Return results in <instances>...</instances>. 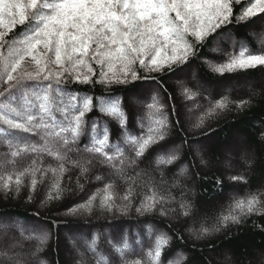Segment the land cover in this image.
Segmentation results:
<instances>
[{
  "label": "snow or ice",
  "instance_id": "6c2138e0",
  "mask_svg": "<svg viewBox=\"0 0 264 264\" xmlns=\"http://www.w3.org/2000/svg\"><path fill=\"white\" fill-rule=\"evenodd\" d=\"M232 3L233 0H0V81L12 84L6 93H0V145L7 148L0 157V191L8 195L19 192L24 186L34 191L44 178H49L52 183L48 199H56L68 163L79 168L81 174H87L88 166L96 160L125 179L127 187L122 194L117 193L113 182L109 181L84 205L77 207L90 209L99 197V206L108 211H112L119 200L124 201L123 211L126 212L133 199L135 181L125 176V169L134 167L152 144L165 139L167 118L161 112L149 126L146 136H132L125 129L124 141L131 145L134 153L128 157L119 144H110L105 123L85 120L86 114L98 107L100 113L117 120L124 128L126 117L121 100L101 98L96 104L93 97L76 94L65 100L60 84L65 80L99 83L106 87L127 84L142 79L137 66L148 72H162L172 65L184 63L195 54V44L231 22ZM258 13H264V0H249L237 19ZM17 25L24 26L23 33L9 36ZM246 52L247 49L242 47L238 56L214 66V70L223 74L264 66V54ZM29 58L34 70L23 71ZM94 76L97 79L93 80ZM184 92L191 97L190 90ZM162 107L155 98L148 105L149 109L158 112ZM225 107L226 103L221 100L206 115ZM57 112L60 119H57ZM29 135L39 136V142L31 141ZM83 135L90 137L84 148L88 158L83 163L70 161L68 153ZM45 156L55 163L45 164ZM177 158L174 152L160 155L156 164L158 167L170 164ZM21 161L26 164L21 166ZM96 179L102 178L97 176ZM167 199L155 187H150L135 210L138 213L156 211L157 205ZM258 205L264 207V193L237 200L232 211L222 217V222H235L238 220V215L233 214L235 210L238 209L240 214L252 213L258 210ZM190 207L181 201L183 215L189 214ZM160 211L164 214L162 207ZM11 226L3 224L0 228L7 230ZM15 227L24 240L35 239L39 245L48 240V233L42 230L25 229L19 223H15ZM201 231L207 233L209 230L202 228ZM98 243L99 237L85 241L95 264H160L168 238L163 234L156 236L153 246L145 252V258L133 259L129 256L134 254V249L126 236L107 238L104 241L109 247L107 251L101 250ZM22 249L23 244L13 239V243L0 248V264H29L26 256H35L40 250L39 246L30 253ZM80 255L83 257L85 253ZM78 264L85 262L81 259ZM172 264H181V261L178 259Z\"/></svg>",
  "mask_w": 264,
  "mask_h": 264
},
{
  "label": "trees",
  "instance_id": "16d2710c",
  "mask_svg": "<svg viewBox=\"0 0 264 264\" xmlns=\"http://www.w3.org/2000/svg\"><path fill=\"white\" fill-rule=\"evenodd\" d=\"M248 4L249 0H240L239 3L233 0L231 22L222 25L204 41L195 44V54L189 56L184 63L172 65L162 72H148L137 66L142 79L130 81L127 84H112L106 87L99 83L81 84L72 80H65L60 84L59 87L64 90L62 96L65 100L71 94L80 97L91 96L96 104L101 98L121 100V107L126 117L124 128L117 120L100 113L98 107H94L87 113L85 120L89 122L99 120L105 123L110 144H119L128 157L134 156V153L131 145L124 141L125 129L127 134L137 137L146 136L148 131L144 130L142 124H138L139 120L136 121L134 118L137 111H128L127 102L135 96H140L144 89H150L154 84H157L160 89L157 93L161 92L166 98V104L155 99L156 103L163 107L159 112L156 109L154 111L157 112V116L163 110L166 111L168 129L164 140L152 144L144 156L137 160L134 167L125 169V176L132 177L135 181L133 199L126 212L123 211L124 201L119 200L114 209L108 211L99 206V197L90 209L77 207L84 205L93 193L109 181L113 182L117 193L122 194L127 187L125 179H115L120 176L115 175L112 169L101 165L96 160L88 166L87 174H81L79 168L68 163V170L61 178V191L56 199H48L52 183L49 178H44L34 191L27 186L22 187L17 193L8 195L0 191V218L7 215L15 216L21 223L30 221L39 224V221H42L50 227L53 243L48 244L49 250L45 256L41 257V251L36 252L35 256L39 260L32 261L33 263L30 264H74L80 259L72 255L67 243L64 239L62 240V231L69 236H78L85 241H91L93 237H99L100 231L109 230L110 232L115 227H124V231L126 230L124 234L134 249V254L129 256L130 259L145 258V252L155 243L157 231L162 230V234L168 238V243L162 249L160 264H172L174 261L171 258L178 250L188 254L184 260H180L181 264H264V207L258 205V210L247 214H240L237 209L233 212L238 215L237 221L222 222V217L232 211L237 200L264 193V66L257 65L253 68L225 71L223 74L214 70V66L227 63L241 51L237 44L231 50L228 49L227 43H224V46L219 45L218 42L221 43L224 36H228L230 32L234 34L232 36L236 41L243 39L250 44L246 54H264V44L256 43L252 35L248 33L256 22L263 19L264 13L246 19H237L241 15L242 8ZM24 30V26L17 25L9 36H18ZM191 39L189 37V40ZM203 60L211 62L210 65H205ZM190 67L197 68L201 77L215 87L229 82L258 84L252 91L242 93L237 89L224 92L217 89L210 98H207L208 100L201 96L198 93L200 91L192 84H188L187 89L191 93L189 98L175 83H172L171 78L187 73ZM92 79L95 80L97 77L94 76ZM6 84L0 81V92L6 93L12 87V84L5 86ZM150 94L144 103L145 109H149L148 105L153 103L152 96H156L154 93ZM195 98L198 99V103H193ZM221 100L226 103V107L206 115L209 109L214 108L215 104ZM242 101L245 103L241 104ZM187 109L200 114L198 119L197 117L191 119L190 124L184 118ZM56 116L57 119L61 118L58 112ZM171 125L172 129L169 131ZM21 135L28 134L21 133ZM28 138L39 142V136L29 135ZM176 140L186 145L185 150L181 157L176 153L178 158L170 164H165L166 178L160 175H155L152 179L146 178L140 172V168L148 167L150 171H153L151 163L154 157L164 153L175 144ZM89 142L88 135L81 136L78 143L72 146L78 151L70 153V161L79 160L72 155L73 153L88 157L89 154L84 152V148ZM194 143L204 144L207 147L204 153L205 164L197 163L191 149ZM0 147L3 148L4 154L7 151L6 146L0 145ZM243 150L251 151L254 158L253 165L248 169L240 162L242 158H239L238 173L233 175L221 165L222 160L225 159L226 154L239 155ZM83 161L81 160L82 163ZM44 162L45 164L55 163L51 157H44ZM182 162L189 166L190 175L193 176L196 173L197 176L193 177L196 187L193 188L195 193L191 198L185 191H172L169 187V181H180L181 177L177 169ZM24 164L26 161H21V166ZM97 176L102 179L97 180ZM233 176L243 177V179L233 180L231 179ZM150 187H155L157 192L168 199L157 205L156 211L138 213L135 209L139 207L144 194L149 193ZM233 190L236 191V196L229 194ZM181 201L191 205L189 214L186 216L182 214ZM161 207L164 214L160 211ZM70 209L76 210L69 211ZM148 223L154 225L155 229L148 227L151 228L149 230H153L152 232L142 227L138 230L134 226H144ZM202 228L209 231L203 233ZM189 229L197 230L198 235L195 234L196 237H192L188 234ZM73 230L85 232L80 234ZM135 230L138 232H134ZM92 234H94L93 237H90ZM101 241L99 238L98 246L104 250L100 246ZM36 243L39 245L38 242ZM35 251L33 246L28 249L29 253ZM84 253L86 264H95L87 249ZM40 260L43 263L39 262Z\"/></svg>",
  "mask_w": 264,
  "mask_h": 264
},
{
  "label": "rangeland",
  "instance_id": "374dc122",
  "mask_svg": "<svg viewBox=\"0 0 264 264\" xmlns=\"http://www.w3.org/2000/svg\"><path fill=\"white\" fill-rule=\"evenodd\" d=\"M259 14V13H258ZM253 17V16H252ZM249 18V17H248ZM248 33L252 35V39H254V41H256V43L258 42L259 44H264V17L263 19L259 20L258 22H256L254 24V26H252V29L248 30ZM228 36H224V39L221 40V43H219V45L224 46V43H227L228 45V49H232L235 48V44H237L238 47L240 48H245V49H250L249 47V43L246 40H238L236 41L234 39V34H232V32L228 33ZM231 36V37H230ZM230 37V38H229ZM218 45V47H219ZM215 51V50H214ZM205 65H210L211 62H206V60H203ZM190 67V69L187 70V73H182L177 75L176 77L171 78L172 83H175L176 86H178L179 89L182 90V93L184 92L185 89H187V85L188 84H192L194 86L195 89L199 90L201 94V96H203L206 100H208L207 98H210L211 95L217 90L219 89L220 91H229L232 89H237L238 91L242 92H250L254 89V87L258 84L256 82H246V83H242V82H229L226 84H220L219 86H213L208 84L204 78L201 77V75L199 74V71L197 70V68H193ZM23 71H33L34 67L33 64L30 60V58L28 60L25 61V64L22 67ZM14 83V82H13ZM9 85V83H7L5 86ZM231 88V89H230ZM159 87L157 84H154L153 87H151L150 89H144L143 93L140 94V96H135L132 99H130V101H128L127 105L128 107V111H137L134 115V118L139 120L138 124H142V128L146 131H148L149 126L154 124V120L155 118L159 117L161 115L160 114L157 116V112L154 111V109H145L144 107V103L146 102V99L148 98L147 96H149L148 94H150L151 92L156 94V96H152V99H159L160 101L163 102V104H166L165 100L166 98H164L163 94L161 92L157 93L159 91ZM0 93H4V92H0ZM151 93V94H152ZM150 94V95H151ZM200 96V97H201ZM195 100V102L193 103H198V99L195 98L193 99ZM131 104H130V103ZM192 103V101L190 102ZM148 111V112H147ZM163 115L166 117V111H162ZM199 113V112H198ZM197 112H192L189 111L188 109L186 110V113H184V118L188 121V124H190V120L194 119V117H197L196 119H198L200 117V114H198ZM156 114V116H154ZM168 121V120H167ZM135 122V121H134ZM170 129H172V125L169 128V131H171ZM170 135V134H169ZM40 139V138H39ZM33 142H37V141H33ZM191 145V144H190ZM185 146L182 141L176 140L175 144L171 147H169L167 150H165V152L160 155H167L168 153L174 152L177 153L179 157L182 156L184 150H185ZM73 150L71 152L76 151L77 149L75 147H72ZM206 146L204 144H192V152L194 154V156L196 157L197 163L198 164H205V157H204V153H206ZM3 148L0 147V157L3 156V152H2ZM68 153V157L70 156V153ZM226 154V153H225ZM76 159L81 160H85L86 158H88L86 155L84 154H80V153H73L72 154ZM47 157V156H45ZM70 158V157H69ZM239 158L241 159V163L244 164V166L246 168H251L253 165V155L251 153V151H246L243 150L241 154L239 155H235V154H226L225 155V159L222 160V166H224V168L229 171L232 172L233 175H237L238 173V160ZM157 161V157H154V159L152 160L151 163V167L153 169V171H150L147 168H140V172H142V174H144V176L146 178H154L155 175H160V176H164L165 174V164L159 165V167L156 164ZM24 162V161H22ZM150 166V164H149ZM189 166L186 165L185 162L180 163L179 168L177 169V173L178 175H180L179 177H181L180 181H169V187L172 189V191L174 190H178V191H185L186 194H188L190 196V198L194 195V187H196V182L195 179L193 177H197L196 173L192 176L189 174ZM192 170L195 171L194 168H192ZM180 173V174H179ZM165 177V176H164ZM166 178V177H165ZM164 178V179H165ZM115 179H123L121 177H115ZM190 185V186H189ZM236 191L233 190L231 191L229 194H233V196H236ZM40 223L38 224H34L30 221H27L26 223H21V221L15 217V216H4L0 218V225L3 224H9L12 225L11 227H9L7 230H5L4 228H0V248L6 247L7 245L13 243V239L20 241L23 244V249L22 251H24L25 253H29L28 249L33 246L35 249L37 248V246H39L41 253V257H43L42 255H46V253L49 250L48 244H52L54 239L53 237L50 235L51 230L50 227L47 226L46 224H43L42 221H39ZM15 223H19V225H21L23 228L25 229H30V230H35L36 232L39 231H43L48 233V240L44 245H37L36 242H38L37 240L33 239V240H24L21 235H20V231L17 227H15ZM33 225V226H32ZM36 226V228L34 227ZM137 229L139 227L144 228L146 231H148L151 228H154L153 224H145L144 226L140 225V226H136ZM151 227V228H148ZM123 228V229H122ZM122 228H112V230H104V231H100L99 234V238L101 241L100 246L104 249V250H109V247L106 243H104V241L107 238H113V239H119L122 236H126L124 233V227ZM155 229V228H154ZM77 230V228H76ZM73 230V232L78 233L79 231ZM139 230V229H138ZM6 231V234H5ZM150 232H152L153 230H149ZM85 232V231H84ZM84 232H79L80 234H83ZM134 232H138V231H134ZM163 233L162 230H158L157 231V235H161ZM199 232H197V230H188V234L191 235L192 237H196L195 234L198 235ZM61 237L62 240L64 239V241L67 243L70 252L72 253V255H74L76 257V259H83L84 260V256L81 257L80 253L83 252L84 250H86L85 247V240L83 238H80L78 236H69L67 233H65V231H62L61 233ZM154 234V232H153ZM94 234L90 235V237H93ZM150 236L152 235L149 234ZM151 238V237H150ZM83 241V243H82ZM39 243V242H38ZM79 246V247H78ZM18 251H20L21 249H17ZM186 256H188V254H186L183 250H178L176 252H174L171 260L172 261H176L178 259L180 260H184L186 258ZM182 258V259H181ZM26 259H28L29 264L32 261H37L39 260V258H37L36 256H31L28 255L26 256ZM39 262H42L41 260ZM85 264L86 261L84 260ZM33 263V262H32ZM43 263V262H42ZM264 263V260H263ZM74 264H78V262H74Z\"/></svg>",
  "mask_w": 264,
  "mask_h": 264
}]
</instances>
